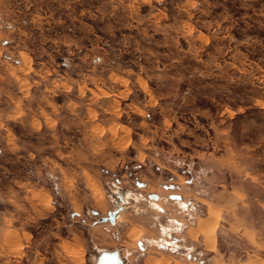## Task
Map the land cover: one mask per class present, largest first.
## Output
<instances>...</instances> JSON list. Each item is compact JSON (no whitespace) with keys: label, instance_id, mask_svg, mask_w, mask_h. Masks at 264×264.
I'll return each mask as SVG.
<instances>
[{"label":"rangeland","instance_id":"obj_1","mask_svg":"<svg viewBox=\"0 0 264 264\" xmlns=\"http://www.w3.org/2000/svg\"><path fill=\"white\" fill-rule=\"evenodd\" d=\"M96 243L264 264V0H0V264Z\"/></svg>","mask_w":264,"mask_h":264},{"label":"water","instance_id":"obj_2","mask_svg":"<svg viewBox=\"0 0 264 264\" xmlns=\"http://www.w3.org/2000/svg\"><path fill=\"white\" fill-rule=\"evenodd\" d=\"M149 197L157 198L156 194H149ZM171 198H179L180 196L178 194L170 195ZM118 198L120 200H123L122 196L119 194ZM120 210V207H117L113 210H110L107 212V217L102 216L98 219L99 222H103L108 220L109 222L113 223L116 215L118 214ZM92 213L97 214L95 210H91ZM94 264H121V259L118 256V253L116 250L113 251H101L99 255L97 256L96 260L94 261Z\"/></svg>","mask_w":264,"mask_h":264},{"label":"bare ground","instance_id":"obj_3","mask_svg":"<svg viewBox=\"0 0 264 264\" xmlns=\"http://www.w3.org/2000/svg\"><path fill=\"white\" fill-rule=\"evenodd\" d=\"M93 192V191H92ZM160 192V191H159ZM114 193H115V196H116V193H119V188H116V189H114ZM96 194V193H95ZM121 195H122V198H123V200H126L127 201V199L129 198V197H131V195H132V193L131 192H129V191H124V192H122V193H120ZM114 195V194H113ZM117 198H115V200L114 201H118V202H121V201H123V200H120L119 198H118V196H116ZM132 197L133 198H137V196H136V194H134V195H132ZM146 197V196H145ZM125 198V199H124ZM114 199V198H113ZM97 200V199H96ZM158 200V199H157ZM179 200V199H178ZM97 202H99V201H97ZM112 202V201H111ZM156 202V201H155ZM152 204H154V202L152 201ZM164 204V203H163ZM119 205V204H118ZM185 205V204H184ZM183 205V206H184ZM119 207V206H118ZM120 215V214H119ZM171 215V214H170ZM169 215V216H170ZM118 216V215H117ZM123 217V216H122ZM117 218V217H116ZM212 214L211 213H209V216L205 219V220H202L199 224L201 225V227L204 229V230H202L203 231V233H204V236H205V240L208 242V244H209V247H211L212 245H213V232H214V221H212ZM121 221V220H120ZM205 227H207L206 228V231H205ZM131 232V229L129 230V232L128 233H130ZM133 234V233H132ZM138 234V233H137ZM189 235H190V231H189ZM195 234L193 233L192 234V236H194ZM164 240V239H163ZM176 241V240H175ZM149 242V241H148ZM169 243H170V241H169ZM206 246H207V244H205ZM177 246V245H176ZM143 247V246H142ZM175 247V246H174ZM173 248V247H172ZM98 249V248H97ZM147 250V249H146ZM105 251V250H104ZM108 251V250H107ZM99 252V251H98ZM123 253V252H122ZM97 255H99V253L97 254ZM188 255V254H187ZM95 257V256H94ZM97 258V257H96ZM190 258V257H189ZM148 260V259H147ZM147 260H146V262H147ZM150 260H152V261H154V260H156V259H150ZM150 260H148V262H151ZM160 264H166L167 262H166V260L164 259V258H161L159 261H158ZM157 262V263H158ZM158 263V264H159ZM253 263V262H252ZM156 264V263H155Z\"/></svg>","mask_w":264,"mask_h":264},{"label":"crops","instance_id":"obj_4","mask_svg":"<svg viewBox=\"0 0 264 264\" xmlns=\"http://www.w3.org/2000/svg\"><path fill=\"white\" fill-rule=\"evenodd\" d=\"M170 188H172L173 186L172 185H170L169 186ZM125 190H123L122 188H119V193H116V196H118L120 193H122V192H124ZM127 191H129V192H131L130 190H127ZM150 194H153V193H150ZM155 194V193H154ZM121 195V194H120ZM149 195V194H148ZM170 195H173V194H170ZM169 195V196H170ZM122 196V195H121ZM172 199H175V198H172ZM123 211H124V209H123ZM97 212V211H96ZM108 212V211H107ZM98 213V212H97ZM120 213V212H119ZM97 223H99V224H101L102 225V227L104 228V229H106V231H107V229L108 228H110V225L111 226H115L116 225V221L114 220V222L113 223H111V222H109L108 223V225H106L105 223H104V221L103 222H99L98 220L96 221ZM95 222V223H96ZM110 224V225H109ZM96 225V224H95ZM107 226V227H106ZM113 235L111 236L112 237V239H114V240H118V239H121V235H122V233H119V232H117V231H115L114 229H113ZM138 245H140V243H138ZM123 246V247H122ZM98 248V249H97ZM94 249L96 250V255H95V258H94V261L96 260V257L98 256L97 254L98 253H100L101 251H113V250H116L117 251V253H118V256L120 257V259H121V264H124V258H123V254H122V252H123V250H125V251H128L127 253V255H129L131 252L129 251V249L128 248H125L124 247V245L122 244V243H119V244H117V246H115V247H113V248H110L109 246L108 247H104V246H99V244H95V246H94ZM99 251V252H98ZM192 258H193V260H195L196 259V257H194V256H191ZM123 258V259H122ZM127 258H128V256H127ZM129 260V259H128ZM145 260V259H144ZM94 261H93V264H94ZM197 261H199V260H197ZM200 262V261H199ZM201 263V262H200ZM142 264H144V262H142Z\"/></svg>","mask_w":264,"mask_h":264},{"label":"flooded vegetation","instance_id":"obj_5","mask_svg":"<svg viewBox=\"0 0 264 264\" xmlns=\"http://www.w3.org/2000/svg\"><path fill=\"white\" fill-rule=\"evenodd\" d=\"M167 245H168V243H164L162 246L163 247H168Z\"/></svg>","mask_w":264,"mask_h":264}]
</instances>
